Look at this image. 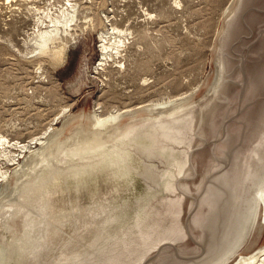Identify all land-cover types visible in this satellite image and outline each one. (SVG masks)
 I'll list each match as a JSON object with an SVG mask.
<instances>
[{"label": "rangeland", "instance_id": "rangeland-1", "mask_svg": "<svg viewBox=\"0 0 264 264\" xmlns=\"http://www.w3.org/2000/svg\"><path fill=\"white\" fill-rule=\"evenodd\" d=\"M233 1L72 0L78 4L75 31L61 42L68 49L59 63L29 53V40L39 15L44 18L41 12L57 15L66 2L0 0V169L9 175L0 179V264H209L237 213L247 212L244 199L254 197L246 165L259 168L251 147L264 133V12L253 10L241 19L243 0H235L232 15L225 17ZM112 27L126 30L124 46L98 65L99 35L111 33ZM191 91H196L193 122L167 120L182 131L168 132L178 142L148 119L155 112L140 110L117 125L115 134L130 138L128 149L144 163L139 176L145 190L104 202L101 210L76 211L68 231L53 226L40 232L37 222L48 220L34 200L39 194L23 201L22 188L56 167L81 162L67 157L78 132L99 133L104 144L111 143L113 129L93 127V111L106 116L142 109ZM53 130L55 142L41 153L33 152L39 145L31 146L14 163L6 161L1 141L25 143ZM178 162L184 163L180 174ZM180 196L179 214L176 206L161 208ZM17 204L25 208L4 216L8 206ZM160 214L167 220L161 221ZM263 244L264 230L238 252L248 254Z\"/></svg>", "mask_w": 264, "mask_h": 264}, {"label": "bare ground", "instance_id": "bare-ground-1", "mask_svg": "<svg viewBox=\"0 0 264 264\" xmlns=\"http://www.w3.org/2000/svg\"><path fill=\"white\" fill-rule=\"evenodd\" d=\"M10 1L11 0H4L5 4L9 3ZM63 1L66 2V7L63 9L59 7L60 11L58 10L59 13L57 12L58 13V14L56 13L57 15L53 16L48 13H45V11L44 12L42 11L41 13L42 14L44 13L43 14L44 18H41L40 15H39V18H37L36 31L33 33V36L29 40V44H31L30 45L31 50L29 51V53L33 54L34 52H36L38 56L48 57L59 63L64 62L66 52L68 49V45L66 44L62 45V43L63 41L66 40L67 36L72 37L71 31L74 30L72 29V26L75 24L74 21H75V18L77 17L76 15H77L78 8L76 6L77 3L75 4L72 3V0H63ZM234 2L235 0L232 2V4L229 5V7H227L224 13L225 17H228L232 13ZM124 31L122 29L119 30V29L113 28L111 33H108V32L100 33L99 48L101 51L102 59L100 60L98 65L103 66L102 63L107 62L108 58H113V55L118 56L120 54V48L124 46V41L126 38V33ZM37 54L36 55L33 54V56H37ZM221 69L222 71H224V66H221ZM220 85L221 84L219 83L217 86H220ZM195 96H196V91H191V93H188L179 98H174V99L167 98L160 102L150 103L149 105L147 104L146 106L144 105L142 109L136 108V109L120 111V112L117 111V112H112L110 114H107L106 116L99 114L98 109L93 111V114H92L93 127H97L101 130L103 129L104 131H107V129L109 128L113 129L112 131L113 138L110 141L111 143L104 144V141L102 142L100 140L99 133H88L85 136H83L80 132H78L74 146L71 149H69L67 157H69V161L70 160L72 161L73 157L77 156L81 160V162H71V163L69 162L63 168L56 167L50 173L47 171L44 174L37 176L33 181H31L29 185H26L22 188L20 197L22 198L23 201H26V202L31 201V200L33 201V199H31L32 195L35 193L39 194V198L34 199V200L38 205H40L39 208L43 210L42 214L48 220L45 222L43 221L37 222L38 223L37 225L41 227L40 232L50 231L52 230L53 226H60L62 228L65 227L68 231L70 228L69 220L74 217L73 213H75L76 211H78L79 213H83L86 210L88 211L93 210V209L101 210L102 209L101 204L104 202H110L118 196L124 198L127 195H130V197H132L134 194H138L142 190H145L146 189L145 183L141 180L139 176L141 170L144 167V163L138 155H136L135 153L131 152L128 149L127 145H130L129 144L131 141L129 140L130 138L128 139L125 134H121V133L118 135L115 134L118 123L122 119H125V118H131V119L136 118L138 113L143 110L145 112L148 111V113L155 112V113H152L148 119H152L154 122L158 124V126L163 131L164 130L167 131V133H164V136L169 137L170 139L173 138L174 142H178L179 139L176 136H172V137L169 136L168 132L175 130V133L179 134L182 131H180V129L178 128H174L172 124H169L167 122V120H172V121L187 120V123L188 121L192 123L194 119L195 109L193 105L195 103L194 102ZM85 116L83 117L85 118ZM147 117L148 116H146V118ZM79 124H82V123H79ZM69 126H72V124ZM186 129H185V132L187 131ZM53 131H54L53 132L54 134L52 135L51 133H48L47 131H45L42 137L32 138L29 141H26L25 143H21V142L20 143L19 142L10 143L9 141H6L7 139L1 141L2 142L1 146H3L4 151L5 152L7 151L8 153L7 155H5L6 161L10 163H14V161L18 160L19 154L25 150H29L31 146L36 147L37 145H39V147L37 149L35 148L36 150L33 152L41 153L43 148L45 146L47 147L48 143L55 142V136H56L55 131L56 130H53ZM112 135H109V136L112 137ZM244 138H246V135ZM10 148L17 149L16 151L17 152L19 151V153H16V154L11 153ZM7 149H10V150H7ZM261 150H264V133H261L259 135V137L257 138V140L253 143L251 147L253 156L255 158L257 157V160L261 163L259 168L255 169L251 163L246 165L247 172L245 175V179L246 180L249 179L250 182L254 180L251 186V188L254 189V194H253L254 197H251L248 200L244 199V204L247 206V212L245 214L240 211L239 213H237L235 222L230 225V229L225 236V239L223 242L224 244L221 246H218L217 248H214L215 249L214 251L217 250V252L215 254L213 253L214 255L213 257L210 256L208 258L209 264H264V244L253 248L248 254H242L238 252L245 246V244H247L248 239L250 241V238H253L254 242L257 239H259L261 231L264 230V172H263L264 171V162H263L264 157L260 155ZM52 151L54 150L52 149ZM52 151L50 150L49 152H52ZM34 155H36V153H34ZM249 157L250 156H248L247 159ZM35 162L33 163L36 164ZM178 165H179L178 174H180L182 172L181 169L184 166V163L178 162ZM7 172L8 171H5V170L3 171L0 169V179L1 180L9 179V175ZM168 175L170 176L171 179H174L175 177L171 173H169ZM240 185L244 189L243 184H240ZM149 186L151 185L149 184ZM169 188H171L174 191L176 190L173 184L169 185ZM181 198L182 196H180L179 198H176V200H171L172 198H170V200H167L166 203L162 205L161 203L163 200L162 201L160 200L161 208L162 206H164L165 211H166L167 206L168 207L176 206L177 211H178L177 213L179 214L180 213L179 211L181 210V208L179 207ZM242 199H243L242 197L238 198L240 203L243 204ZM152 200H154V198H152ZM147 203H148L147 205H151L150 202H147ZM156 205L158 206L159 204H156ZM24 208L25 207H23L22 204L8 206V210L4 212V216L9 217L11 215L10 211L12 209L16 211V210H23ZM148 208L150 209V206ZM46 211L48 213H46ZM158 213H159V208H155L154 215H156L155 217L157 218L160 217V216H157ZM28 216H31V213H28ZM166 217L170 218L169 216H166ZM163 218L164 217L162 216L160 220L162 221ZM173 218L177 219L175 217ZM164 219L167 220V218H164ZM169 221L170 220H168V222ZM170 223H172L173 225L174 222H170ZM35 225L32 226V229H35ZM236 234L238 235L237 240L234 239L235 238L234 236ZM54 235L56 236V234ZM23 236L24 238L27 239V241H29L30 230H26ZM51 236L52 235H50L47 238L49 239L51 238ZM225 251L227 252L230 251V252H228L229 254H227L225 253ZM146 254H144L143 256H145ZM142 258L140 259L141 261H142ZM17 264H22V262H20V260L19 261L17 260Z\"/></svg>", "mask_w": 264, "mask_h": 264}, {"label": "crops", "instance_id": "crops-1", "mask_svg": "<svg viewBox=\"0 0 264 264\" xmlns=\"http://www.w3.org/2000/svg\"><path fill=\"white\" fill-rule=\"evenodd\" d=\"M253 10L264 12V0H243V6L240 9L239 17L241 19H246Z\"/></svg>", "mask_w": 264, "mask_h": 264}]
</instances>
